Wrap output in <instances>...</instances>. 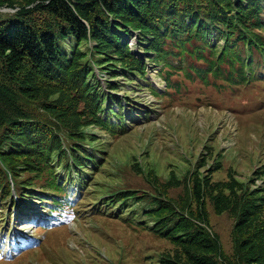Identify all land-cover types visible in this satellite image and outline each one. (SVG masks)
<instances>
[{
	"label": "trees",
	"instance_id": "1",
	"mask_svg": "<svg viewBox=\"0 0 264 264\" xmlns=\"http://www.w3.org/2000/svg\"><path fill=\"white\" fill-rule=\"evenodd\" d=\"M3 7L16 11H0V201L5 202L0 220L11 198L9 171L23 204L19 212L41 205L37 210L51 214L48 223L71 212L73 195L83 191L73 172L82 185L88 181L82 173L105 169V140L94 130L117 137L129 133L126 124L134 117L128 115L136 107L129 91L126 104L106 94L94 64L117 92L123 88L112 79L147 81L149 61L162 62L168 84L179 68H186L187 77L194 71L204 78L207 73L193 65L204 55L215 77L264 82V0H0ZM132 31L138 33L140 55L130 48ZM134 167L144 174L136 157ZM152 179V189L139 195L100 182L101 189L85 200L98 206L111 195L103 200L109 206L119 199H148V227L172 245L156 264H264V186L212 182L198 170L183 179ZM178 187L182 193L174 197ZM208 203L216 214L227 212L236 220L231 258L210 229Z\"/></svg>",
	"mask_w": 264,
	"mask_h": 264
},
{
	"label": "rangeland",
	"instance_id": "2",
	"mask_svg": "<svg viewBox=\"0 0 264 264\" xmlns=\"http://www.w3.org/2000/svg\"><path fill=\"white\" fill-rule=\"evenodd\" d=\"M0 11L16 10L3 7ZM213 39L212 35L210 40L213 42ZM82 49L85 50L84 45ZM158 63L150 62L147 81L137 78L132 83L124 78L112 79L123 90L110 95L126 104L123 98L128 90L127 95L134 100L136 107L128 115V118L134 117L133 122L126 124L129 133L123 137L94 130L105 140L101 160L106 161L105 169L101 173L99 169L94 174L82 173L81 177L88 178L82 185L74 173L75 184L82 186L83 191L73 195L75 203L71 213L51 219L38 230L44 218L37 211L24 216L25 221H16L14 227L11 221L14 214L6 208L0 228L3 232H8L9 227L18 230L15 233L20 243L14 245L5 238L6 234L0 235V264H156L172 245L148 227L149 217L144 210L149 200L138 201L133 197L127 202L119 199L106 206L104 197L111 195H105L100 205L92 206L85 198L101 189L100 182L107 187L138 190L139 195L152 189L148 182L152 177L183 179L189 171L198 170L201 178L211 176L212 182L237 179L251 188L264 186V82H232L209 75L207 83L200 77L201 73L193 71L192 77H187L186 68H179L169 76L167 88L159 72L162 62ZM193 64L205 66L197 60ZM188 65L185 62L182 66ZM164 74L167 75V70ZM105 78L100 83L108 93ZM112 106L118 109L116 103ZM125 106L128 111V105ZM112 121L117 122L114 117ZM135 157L144 174L136 172ZM258 170L262 172L256 173ZM62 172L60 169L59 173ZM95 176L97 180L92 181ZM181 193L182 187L171 192L174 197ZM7 204L13 207L15 202L9 199ZM4 205L0 201V208ZM32 207L40 209L41 205ZM207 209L211 231L218 236L226 255L233 257L235 218L227 212L216 214L210 203ZM25 222L33 225H24Z\"/></svg>",
	"mask_w": 264,
	"mask_h": 264
}]
</instances>
